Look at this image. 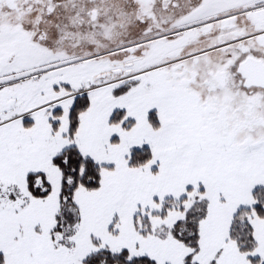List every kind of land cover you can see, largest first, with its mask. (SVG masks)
<instances>
[{
    "label": "snow or ice",
    "instance_id": "6c2138e0",
    "mask_svg": "<svg viewBox=\"0 0 264 264\" xmlns=\"http://www.w3.org/2000/svg\"><path fill=\"white\" fill-rule=\"evenodd\" d=\"M0 264H264V0H0Z\"/></svg>",
    "mask_w": 264,
    "mask_h": 264
}]
</instances>
